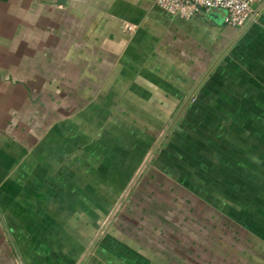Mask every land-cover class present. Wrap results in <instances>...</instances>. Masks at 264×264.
<instances>
[{"label": "crops", "instance_id": "crops-1", "mask_svg": "<svg viewBox=\"0 0 264 264\" xmlns=\"http://www.w3.org/2000/svg\"><path fill=\"white\" fill-rule=\"evenodd\" d=\"M219 10L184 20L159 8L156 0H0V264L83 261L84 247L95 243L107 218V200L99 198L117 168L108 176L106 159L99 160L97 175L88 172V179L76 174L85 159H71L89 142L85 135L106 131L107 83L114 77L112 83L122 85L124 75L130 84L138 83L136 53L145 36L158 34L182 46L188 54L184 60L194 62L203 60L204 51L224 49L238 28L221 24ZM255 10L254 22H264V4ZM126 21L138 26L135 33L123 32ZM156 22L168 29L156 34ZM196 69L188 74L196 76ZM127 95L139 99L133 92ZM133 111L125 104L124 114ZM162 182L168 193L183 197L187 192L166 183L164 175ZM42 196L44 201L37 199ZM169 199L163 204L157 195L155 200L148 187L134 195L125 233L100 237V246L82 264H264L261 252L239 249L222 256L215 250L219 238L204 248L198 222L181 216ZM64 234L74 240L72 249Z\"/></svg>", "mask_w": 264, "mask_h": 264}, {"label": "rangeland", "instance_id": "rangeland-1", "mask_svg": "<svg viewBox=\"0 0 264 264\" xmlns=\"http://www.w3.org/2000/svg\"><path fill=\"white\" fill-rule=\"evenodd\" d=\"M218 12L223 24L225 10ZM156 24L157 34L165 27L161 22ZM137 29L132 22L122 25L128 34ZM233 36L231 42L223 44L224 49L210 55L204 51L203 60L196 62L184 60L188 54L180 51L183 47L170 44L158 34L145 36L140 52L130 46L133 59L135 53L140 59L135 75L142 77L137 84H130L128 75H124L122 85L112 83L111 77L106 86V131L85 135L89 142L81 150H74L71 159L74 163L85 159L75 165L76 174L83 178L90 176L88 172H94L92 178L97 175L93 170L102 159H106L108 176L117 168V175L113 173L106 181V195L99 198L107 200V218L98 229L95 243L84 247L86 257L100 246V237L125 233L133 196L143 195L147 187L154 190L155 200L159 195L165 204L171 198L181 216L198 222V239L204 241V248L205 243L219 238L215 250L222 256L239 249L264 254V22H254L244 30L238 28ZM175 42L178 44V40ZM184 65L197 68L199 73L188 74ZM130 92L139 99L132 101L127 95ZM125 104L133 108L131 115L124 114ZM153 173L155 177H147ZM162 175L166 183L170 180L172 186L184 187L186 194L168 193ZM79 183L76 181V187ZM42 197L37 199L44 201L46 197ZM54 197L51 199L56 201ZM92 199L98 201V197ZM200 210L205 222L200 219ZM64 235L68 240L64 243L72 249L74 240ZM239 237L240 244H236Z\"/></svg>", "mask_w": 264, "mask_h": 264}, {"label": "built area", "instance_id": "built-area-1", "mask_svg": "<svg viewBox=\"0 0 264 264\" xmlns=\"http://www.w3.org/2000/svg\"><path fill=\"white\" fill-rule=\"evenodd\" d=\"M264 4V0H156V5L164 10L172 11L184 20L212 10H225L224 22L236 28H244L255 6ZM133 30V28H131Z\"/></svg>", "mask_w": 264, "mask_h": 264}, {"label": "water", "instance_id": "water-1", "mask_svg": "<svg viewBox=\"0 0 264 264\" xmlns=\"http://www.w3.org/2000/svg\"><path fill=\"white\" fill-rule=\"evenodd\" d=\"M261 9H258V12L260 11ZM258 12H254L251 14L249 20H248V23L244 26V28H242L243 30L246 29L250 24H252L255 20V18L257 17V13ZM149 160V158L146 159L144 165L141 167V169L139 170V172L137 173V176L141 173V171L143 170L144 166L146 165L147 161Z\"/></svg>", "mask_w": 264, "mask_h": 264}]
</instances>
